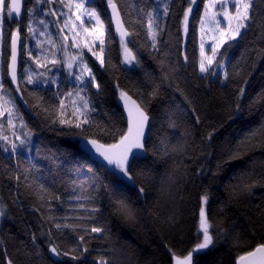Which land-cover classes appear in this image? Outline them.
<instances>
[{
  "label": "snow or ice",
  "instance_id": "snow-or-ice-1",
  "mask_svg": "<svg viewBox=\"0 0 264 264\" xmlns=\"http://www.w3.org/2000/svg\"><path fill=\"white\" fill-rule=\"evenodd\" d=\"M255 2L203 0V8L199 10V0H187V6H183V0H136L135 3L124 0L123 4L120 0H106L105 9L97 8L94 0H30L25 9L24 0H0V46L5 38V17L9 23L13 20L16 22V27L10 30L7 59L10 85L0 78V150L7 158L17 161L14 177L17 190L23 178L24 188L33 198L28 211L39 213L41 236L44 235L45 224L48 225L50 264H57L54 258L61 256L70 257L76 264H111L107 254L110 250L93 249L91 241L111 238L106 226L108 216L119 215L129 221L135 220L126 193L135 189L136 199L139 200L146 197L151 188L160 195L166 194L169 200L175 198L178 189L174 186L180 182L178 177L184 164L182 157L191 143L189 138L193 137L201 123V117L194 97L179 84L173 89V92L180 93L179 97L173 96L167 106L160 111L148 107L152 101L158 102L160 97L167 94L178 70L186 67L188 61L186 51L179 48L177 59L172 60L168 50L169 41L163 39L164 33L167 30L169 37L180 43L181 32L185 38L190 34L191 22L199 10L196 28L199 58L195 71L199 79L208 82L209 87L218 82L224 88L230 80L242 76L241 61L251 51L246 47L233 63L228 49L238 47L256 26L261 29L258 38L264 40V23L258 24ZM173 3L183 6L182 16L178 12L173 13ZM170 16L179 20L180 27L175 33L168 25ZM137 24L146 29L145 47L157 65L158 75L153 70L145 69L138 53L129 46L131 37L141 34L135 28ZM113 26L119 36L121 63L131 68L139 67L144 79L136 97L117 83L114 91L116 108L106 110L108 122L99 124L94 121L93 114L97 112L96 98L103 88L92 60L94 58L101 68L105 67L107 46L114 39ZM32 41L35 43L32 44ZM258 52L264 57V48H259ZM21 56L27 57L22 64L23 71H19ZM179 56H183V65L179 62ZM28 86L32 89L35 101L32 107L37 110V115L43 114L51 120L52 125L58 124L61 130L66 127L69 132L82 136L72 173L59 181L67 185L65 193L57 194L53 187L57 183L55 176L52 179L47 175L29 179L31 168L35 167L31 163V150L35 147L39 152L40 149L34 143V131L28 126L15 95ZM42 93H47V98ZM246 95V87H240L237 112L242 110ZM249 104L258 111L264 109V90L257 93ZM260 114L259 121L245 126L243 138L234 146L230 141L225 142L223 151L227 154V160L241 159L243 150L254 145L264 147V111ZM156 122L160 123L165 133L159 144L150 143ZM211 139L210 133L209 141ZM149 154L155 159L144 163L149 160ZM22 157L23 162L30 166L23 173L20 171ZM169 160L174 170L161 172L159 165L167 164ZM99 172L111 178L109 183L99 178ZM251 176L252 172L245 169L234 172L230 178V181H237L231 184L233 192L237 188L251 191L256 184V181L248 183ZM144 181L148 182L147 186ZM199 199L197 242L181 252L165 245L170 256L167 264H203L201 257L215 249L221 239L227 242L232 234L230 229L214 225L208 207L210 194L205 191ZM53 201L68 205L63 215L56 214ZM19 207L21 211L25 210L23 202L19 203ZM8 211V204L0 198V218L6 217ZM260 219L264 223V209L260 210ZM53 229L64 238L63 247L54 241ZM232 235L239 241V234ZM256 239L253 233L249 243ZM31 247L37 255H41L35 232L31 236ZM93 251L98 254L89 262L87 256ZM0 264H16L6 245L0 252ZM233 264H264V236L251 250L241 249Z\"/></svg>",
  "mask_w": 264,
  "mask_h": 264
},
{
  "label": "trees",
  "instance_id": "trees-1",
  "mask_svg": "<svg viewBox=\"0 0 264 264\" xmlns=\"http://www.w3.org/2000/svg\"><path fill=\"white\" fill-rule=\"evenodd\" d=\"M123 4L124 0H120ZM135 3L136 0H128ZM30 0H24L25 9ZM106 0H94V5L99 9H105ZM183 6H187V0H183ZM183 6L173 3V13L183 14ZM203 8V0H199V10ZM199 10L195 13V18L191 22L190 34L185 38L181 32L180 43L176 39L170 38L166 30L164 40L169 41L168 50L171 52L172 60L177 59L178 48L186 51L188 61L186 67L178 70V75L174 77L172 88L167 94L160 97L159 101H152L148 107L151 110L160 111L171 102L173 96L179 97V92H173L177 84L182 89H187L194 97L195 106L201 117V123L195 129L191 143L187 147L186 154L182 157L184 164L181 166L179 183L174 187L178 189L175 198L169 200L165 195H160L153 189H149L146 197L136 199V190L127 192L130 204L135 213V220L129 221L119 215H111L107 218L106 226L110 230V239L102 238L91 241L93 249H109L107 253L111 264H167L170 256L165 245H168L177 252L186 251L197 242V226L199 220L200 195L207 191L210 194V215L214 225L230 229L232 234H239L237 241L230 234L227 242L221 239L216 248L207 255L201 257L203 264H233L236 255L240 250H251L255 247L259 238L264 236V223L260 219V210L264 209V147L254 145L250 149L243 150V157L236 160H227V154L223 151L226 141H230L234 146L237 141L244 136L245 126L261 119V111L255 106H250L249 101L259 92L264 90V57L258 49L264 48V40L258 37L261 34L260 27L256 26L249 32L245 40H242L238 47L228 49V55L235 63L245 48L251 49L245 54L241 61L243 74L234 80H230L224 88L219 83L209 87L206 80L199 79L195 71L198 60V35L196 28L199 21ZM127 12V9L124 10ZM255 11L257 21L264 23V2L256 0ZM128 19V16H125ZM26 23V15H25ZM169 28L175 33L180 25L179 20L170 16L168 19ZM16 27V22H8L5 17L4 43L1 46V78L7 81V59L9 54L10 30ZM131 27V25H130ZM135 28L140 31V35L131 37L130 47L138 53L144 63L145 69L153 70L159 74L155 61L149 55L145 47L146 29H142L139 24ZM25 32V36H26ZM113 40L108 43L107 61L105 67L101 68L92 60L99 80L102 84L103 92L96 98L97 112L93 114L96 123L105 124L108 122L105 111L116 108L115 86L130 90L134 97L138 96L137 89L140 87L144 73L139 68L131 66L123 67L121 63L120 42L112 32ZM21 56V70L24 62ZM180 64H184L183 56H179ZM231 70V68H230ZM248 81L245 84V81ZM9 84V83H8ZM240 87H246L247 95L243 99L242 110L236 111L237 94ZM23 88V85H22ZM95 92V89L92 90ZM31 86L16 93L17 104L25 115L28 126L34 131V143L39 145V152L33 147L30 153L31 163L35 167L31 168L33 176H53L57 183L53 185L57 194L65 193L67 185L61 184L60 178L72 173L75 162L79 156L82 136L73 134L65 127L52 125L50 119H46L43 114L37 115L32 105L34 98L31 94ZM47 98V93H42ZM212 139L209 141V134ZM165 133L159 122L153 128L152 140L159 144L161 137ZM110 142V141H109ZM175 141H173L174 143ZM152 159L144 163H150ZM227 160V162H225ZM16 159L7 158L0 150V198L8 204V215L0 218V252L5 245L9 255L13 257L16 264H50L48 252V225L43 228L44 235L41 236L39 213L28 211L33 202V198L28 195L24 188L23 178L17 190L14 179L17 168ZM220 168L217 169V165ZM186 166V167H185ZM30 166L23 162L20 171ZM165 169L173 171L171 160L167 164H160L159 170ZM199 169L204 171L198 172ZM245 169L252 172L248 183L256 181L255 186L248 190L237 188L235 193L231 184L237 181L231 180L234 172ZM85 171H87L85 169ZM215 173V175H213ZM99 178L104 183H109L110 177H106L103 172L98 173ZM144 183L148 184L147 181ZM19 191V195L17 194ZM159 197V199H158ZM65 194V199H66ZM16 200L17 203H13ZM23 202L24 211H21L19 203ZM53 206L57 208V215H63L67 204L60 205L53 201ZM35 232L38 237L41 255L36 254V250L31 247V236ZM54 241L65 244L64 238L53 229ZM255 234L256 241H250L252 234ZM25 243H21V242ZM27 245V247L25 246ZM19 250V251H18ZM98 253L93 251L87 256L89 262ZM57 264H76L70 257H59Z\"/></svg>",
  "mask_w": 264,
  "mask_h": 264
},
{
  "label": "water",
  "instance_id": "water-1",
  "mask_svg": "<svg viewBox=\"0 0 264 264\" xmlns=\"http://www.w3.org/2000/svg\"><path fill=\"white\" fill-rule=\"evenodd\" d=\"M105 8H106V3H105ZM108 19L110 20V10H109V12H108ZM112 32H113V34H114V36H115V38L119 41V36H118V34H116V32H115V28H114V26H113V28H112ZM10 42V41H9ZM19 61H20V64H21V57L19 58ZM123 65V67H128L129 65H126V64H122ZM21 70V67L19 68V71ZM7 81H8V83H9V85H10V80H9V78H8V76H7ZM14 87V86H13ZM49 256L51 257V253H49ZM56 261L59 259V257H56V258H54Z\"/></svg>",
  "mask_w": 264,
  "mask_h": 264
},
{
  "label": "rangeland",
  "instance_id": "rangeland-1",
  "mask_svg": "<svg viewBox=\"0 0 264 264\" xmlns=\"http://www.w3.org/2000/svg\"><path fill=\"white\" fill-rule=\"evenodd\" d=\"M50 19H53V18L50 17ZM26 36H27V34H26ZM31 43L34 44L35 42L32 41ZM0 53H1V46H0ZM198 58H199V37H198ZM23 60L26 61L27 60V57L24 56V59ZM93 60H94V58H93ZM28 63L31 64V61H28ZM96 63L99 64L98 62H96ZM0 65H1V56H0ZM32 67H35V66L32 65ZM20 71H23V67H22V70H20ZM0 78H1V72H0Z\"/></svg>",
  "mask_w": 264,
  "mask_h": 264
}]
</instances>
